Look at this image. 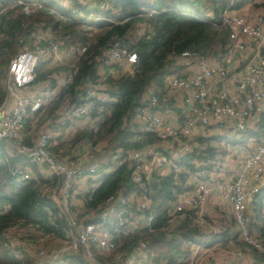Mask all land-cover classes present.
Here are the masks:
<instances>
[{
  "label": "built area",
  "instance_id": "built-area-1",
  "mask_svg": "<svg viewBox=\"0 0 264 264\" xmlns=\"http://www.w3.org/2000/svg\"><path fill=\"white\" fill-rule=\"evenodd\" d=\"M51 1L56 4L49 7L34 0H12L8 4H2L0 0V13L10 8H15V14L24 16L44 12L61 26L72 17L75 21L103 19L97 9L113 12L105 0ZM190 1L193 5L199 3V0ZM220 1L223 7L218 19L210 23L226 29V51L211 58L199 57L189 51L169 55L173 70L163 77L162 94L154 92L151 83L127 114L125 120L136 128L139 138L154 136L161 148L149 153L137 148L123 152L111 150L108 152L110 163L106 165L98 160L82 167L88 153L99 149L97 143L91 145L84 138L74 146L75 151L68 155L69 159L66 155L49 152L48 149L62 141L61 137L55 136L57 133L52 127L64 128L76 121L88 122L93 127L96 119L107 113L106 108L97 105L100 100L96 93L108 97L105 80L130 72L136 63L135 53L128 51L119 39L113 38L107 43L101 56L95 59L94 81H84L82 93H75L73 100L59 104L50 117L39 124L40 129L30 144L23 140L30 138L31 130L38 125L47 106L56 99L57 89L71 77L70 72H50L38 87L34 79L37 67L46 65L45 72H49L79 57L84 47L67 46L63 38L44 24L36 25L27 35L18 38L21 47L9 59L3 80L6 95L0 106V140L33 165L16 163L9 168V175L18 183L41 179L44 187L40 193L56 207L63 226L62 237L58 240L52 233L44 234L34 226L21 223L3 230L0 234L2 246L15 260L26 257L33 264H66L69 258L81 255L87 264H164L153 259L144 240H137L125 248H120L115 241L117 234L150 229L152 199L147 184L167 166L170 168L168 174H176L179 171L177 163L183 156L204 148L199 138H194L195 130H200V139L210 138L212 129L224 139H227L226 133L229 137H243L250 135L263 117L264 5L255 6L254 1L249 0ZM106 19L112 21L109 17ZM132 26L135 28L132 32L140 34L149 35L153 31L149 23L136 22ZM2 37L0 33V39ZM168 98H172L175 108H180L181 118L172 117L170 113L164 115L165 108L161 106ZM92 129L94 131L95 127ZM221 145L224 146L223 140ZM243 148L247 152L240 158L236 174L221 181L216 188L220 197L229 203L226 221L232 222L236 228L234 242L264 252L262 239L250 231L253 199L264 187V134L257 139L248 138ZM121 162H125L129 170L132 190L126 193L120 188L94 210L79 212V208H84L83 196L78 199L80 205L73 204L75 193L82 188L78 182L91 180L93 183L84 194L90 193L99 183V169L104 166L110 172ZM200 171L194 183L188 182V178L183 190L176 194L163 227L165 235L172 233L186 211L197 210L196 214L203 217L200 211L208 200L211 186L205 178L209 170ZM262 209L260 216L264 219ZM197 221L199 225L205 223ZM202 248L205 243L190 244L182 261L186 264H213L199 255ZM232 254L241 257L242 251L237 248ZM243 264H264V260L246 259Z\"/></svg>",
  "mask_w": 264,
  "mask_h": 264
},
{
  "label": "trees",
  "instance_id": "trees-1",
  "mask_svg": "<svg viewBox=\"0 0 264 264\" xmlns=\"http://www.w3.org/2000/svg\"><path fill=\"white\" fill-rule=\"evenodd\" d=\"M11 1L1 0L2 4ZM34 1L49 7L56 4L51 0ZM105 1L113 8V12L97 9L96 12L103 19L75 21L72 17L71 21L61 26L44 12L24 16L15 14V8H10L0 13V33L3 34L0 39V106L4 103L6 95L3 80L8 62L21 47L18 42L20 36L27 35L36 25L44 24L49 25L53 32L63 38L67 46L84 47L79 57L65 65L54 67L49 72H39V66L37 67L35 81L44 79V75L50 72L71 73L69 82L60 88L56 99L47 106L38 125L50 117L52 111L63 101L73 100L75 93H82L84 81L88 80L90 83L94 81L95 59L101 56L107 43L113 38L119 39L120 44H125L124 47L136 55V63L130 72L115 78L107 77L105 80L107 93L114 101L100 103L106 108L107 113L95 122V130L86 126L75 132L67 141L62 139L48 149L49 152L58 153L60 156L69 154L68 148H74L83 138L91 145L108 138L109 147L121 152L128 148L138 149L140 141H155L156 137L151 135L139 138L138 141L136 139L130 141L138 133L127 127L128 122L125 119L132 107L137 104L138 96L148 85L152 83L154 92L161 89L163 77L173 70L168 56L189 51L199 57L211 58L226 51V29L210 23L218 19L219 10L223 7L220 0H199L197 5H193L190 0ZM249 1H254L255 6L264 5V0ZM108 17L111 18V22L106 19ZM136 22L149 23L153 27V34L132 32L135 30L132 25ZM51 82L54 84L53 80ZM167 104L164 103L161 108ZM262 114L264 116V111ZM26 126L28 127V124ZM33 135L23 142L32 144ZM212 141L210 138L202 140L204 148L198 153L193 151L183 156L177 163L179 171L176 174L171 172L151 179L146 186L152 199L149 208V213L153 215L150 229L142 228L126 235L117 234L115 241L120 244V248L128 247L137 240H144L154 260H163L165 264H186L182 260L187 254V245L198 242V238L204 236L197 220L206 222L205 218L197 215L194 210H189L170 235H165L163 227L176 194L183 190L187 173L202 170L204 166L211 167L221 155L219 148L215 147L216 144ZM200 162L202 165H196ZM16 163L33 167L25 156L12 152L11 148L0 140V234L6 228L21 223L23 226H34L37 231L44 234L52 233L54 236L62 237L63 220L56 207L40 193V189L44 187L43 181L38 178L26 183L16 182L9 175V168ZM128 173L125 162L117 164L110 172L101 173L98 185L92 192L83 196L84 209L94 210L120 188H124L126 193L131 191L133 184ZM263 198L264 189H261L257 202L254 203L257 215ZM5 206L6 210L1 212ZM228 224L233 223L229 221ZM227 229L228 227L224 228L220 236H224L223 240L226 242L230 240L234 242L235 234L232 238H225L230 236ZM259 237L264 247V228L260 229ZM2 241L0 237V264H33L32 260L26 257L20 261L15 260L2 246ZM251 250L256 254L254 261L264 260V252H257L252 248ZM75 262L87 264L81 255L69 258L66 264Z\"/></svg>",
  "mask_w": 264,
  "mask_h": 264
},
{
  "label": "crops",
  "instance_id": "crops-1",
  "mask_svg": "<svg viewBox=\"0 0 264 264\" xmlns=\"http://www.w3.org/2000/svg\"><path fill=\"white\" fill-rule=\"evenodd\" d=\"M45 69H47L46 65L39 66L38 71L44 73ZM44 80H45V77L44 79H41L40 81L39 80L36 81L38 87L43 84L42 82H44ZM59 91H60V88L57 89L58 93ZM157 92L160 93V90L156 91V93ZM107 96L108 97H104L102 94L96 93V97H98L100 102L114 101V98L109 96L108 93H107ZM167 101L168 102H165L168 104L167 106L164 107L165 108L164 115H168L170 113L172 117L181 118L182 114L180 113V108L174 107L172 103V98H168ZM86 126L90 127V123L85 122V121H83L82 123H78V121H76L73 123H69L68 126H65L64 128H58L54 126L52 128L54 132L57 133L55 134V136L61 137L62 139H65L67 141L75 132L82 130ZM127 127L130 130H133L134 132L138 133L136 128L132 124H128ZM90 129H92V127ZM211 132H212V136L210 135V139H213L212 142L216 144L214 145L215 147H217V145L219 146L218 148H219L221 155L226 154V159L224 162H221L219 165H217L216 162H213V165L211 167H207V169L209 170V173L205 178L208 181L209 185L211 186L208 200L212 196H215V197H219L221 202L220 203L216 202L217 204L213 206H209L210 209L209 210L207 209L208 210L207 212H205L206 208L203 207L201 209L200 212L205 218V221H209V222H205L204 224L199 225L200 226L199 228L201 232L204 234V236H200L198 238V242L189 243L187 245V252H188V248L190 244L197 245L199 243H205V248L200 249L199 255H203L206 260L209 259L207 261H211V263L213 264H243L246 261V259L254 260V257H255L254 255L256 254L252 252L251 248L245 246L243 243H239L237 241L233 243L231 242V240L226 242L223 240L224 236L223 237L220 236V234L224 231V228L226 227H228L226 231L230 234V236L229 237L225 236V238H232V235L237 232H236L234 225L228 224V222L226 221L228 218L229 211H230L229 209L230 206H229V203H227L224 199L220 197V195L217 192L218 191L216 188L217 186L215 185L218 182L220 183L222 179H224V177L229 178L230 176L233 177L236 174V172L238 171L239 164H240V158L247 152L246 149H244L243 147L246 146V142L248 141V138L252 137L254 139H257L264 134V116L262 117V120H260L259 124H257L256 129L252 131L250 135L248 136H243V137L230 136L229 137L228 133H226L227 139H224L223 136L220 135L216 129H212ZM194 134H195L194 138H199L200 142L204 140V139H200V137H202V135L200 134V130H195ZM58 137H54V138H58ZM137 138H139V134H137V136L132 138L130 141H134L135 139L136 141H138L139 139ZM206 138H209V137H206ZM221 140L224 141V148L220 147ZM109 141L110 139L108 138L102 139L101 141H99L97 143L99 149L94 150V154H93L96 157V159H100L104 161L105 165L110 163V161H108V157H109L108 152L113 149V147H109L110 146ZM139 143H140V146L138 149L142 150V152L146 151L147 153H149L150 151L161 148V143L158 140L151 141V142H141L140 141ZM239 144H241V146ZM70 148L71 147L68 148L69 150L68 153L69 152H70L69 154L74 153L75 151L74 148H71V149ZM89 153L83 160L82 167H87L89 164L93 163L96 160L94 159V156L89 155ZM69 154L66 155L67 159H69L68 157ZM196 165H202V163H197ZM103 167L99 169L100 175L103 172L107 173L108 168L106 169ZM169 171H170V168L167 166L164 169L159 171V174H160L159 176L168 175ZM198 173H201V171L197 170V171L189 172L185 178L184 183L186 184L188 178L190 179L188 182L194 183L197 177L199 176ZM78 183L82 185V188L80 189L79 193H75L76 195L74 194L75 197L73 200V204L79 203L78 199L84 196L83 194L87 191V188L93 182L91 180L89 181L85 180V181L78 182ZM261 189H264V187H262ZM259 194H260V191L257 193V195L253 199V207L251 208L252 223L250 225V231L254 233L255 235H257L258 237H259L260 229L264 228V219H262L261 216H259L261 209L263 208L262 210H264V198L261 201V209H259V215L256 214V209H255L256 206L254 204L257 202ZM84 210L85 209L81 207L79 208L78 211L81 212ZM195 213H197V210H195ZM237 248L241 249L242 251L241 257H236L232 254V251ZM204 257L202 260H204ZM163 263L165 264L164 261Z\"/></svg>",
  "mask_w": 264,
  "mask_h": 264
},
{
  "label": "rangeland",
  "instance_id": "rangeland-1",
  "mask_svg": "<svg viewBox=\"0 0 264 264\" xmlns=\"http://www.w3.org/2000/svg\"><path fill=\"white\" fill-rule=\"evenodd\" d=\"M256 8V7H255ZM255 10V9H254ZM153 34V32L151 33V35ZM101 102L100 101H98L97 100V105H99V107H103L104 108V106L103 105H101L100 104ZM90 118V117H89ZM100 119V117L98 118V119H96V121H98ZM31 122V121H30ZM78 123H82V121H78ZM28 124V123H27ZM40 129V125H35V128H34V131L31 133V136L34 134V136L35 135H37V133H38V130ZM35 132V133H34ZM217 147H219L218 145H217ZM220 147H222V148H224V146H222V145H220ZM145 153V152H144ZM94 154V151H91L90 153H89V155H93ZM94 156V155H93ZM98 158V157H97ZM94 159H96V157L94 156ZM225 159H226V154H224V155H220L218 158H216V160H215V162H216V164L217 165H219L221 162H224L225 161ZM98 160H100V159H96L95 161H98ZM108 160H109V157H108ZM110 166H112V167H114L113 165H111L110 164ZM204 168H207V166H204ZM227 178L226 177H224V179H222V182H224L225 180H226ZM221 182V183H222ZM221 183H217L215 186H217V185H220ZM220 203L221 202V200L219 199V197H215V196H212L211 198H209V200H208V202H206L207 204H205L204 205V208H206V210H205V212H207L210 208H209V206H213V205H215V204H217V203ZM252 208V207H251ZM208 209V210H207ZM203 211H204V209H203ZM204 212V213H205ZM212 217V216H211ZM207 220V219H206ZM206 222H209V221H206ZM236 229V228H235ZM57 240L59 239V237H57L56 238ZM51 243H53L52 241H51ZM53 244H56V242L55 243H53ZM6 251L8 252V254L11 256V257H13V255L6 249ZM201 259H203V258H201Z\"/></svg>",
  "mask_w": 264,
  "mask_h": 264
},
{
  "label": "clouds",
  "instance_id": "clouds-1",
  "mask_svg": "<svg viewBox=\"0 0 264 264\" xmlns=\"http://www.w3.org/2000/svg\"><path fill=\"white\" fill-rule=\"evenodd\" d=\"M95 122H96V121H95ZM95 122H94V126H93V127H95ZM91 127H92V125H91ZM91 127H90V128H91ZM93 127H92V128H93ZM187 174H188V173H187ZM256 195H257V194H256ZM236 232H237V231H236ZM235 234H236V233H235ZM162 262H163V261H162Z\"/></svg>",
  "mask_w": 264,
  "mask_h": 264
}]
</instances>
